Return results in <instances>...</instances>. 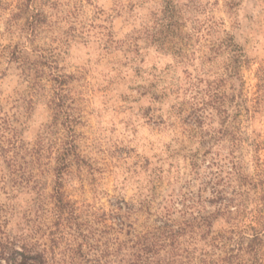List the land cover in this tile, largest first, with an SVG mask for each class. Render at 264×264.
Instances as JSON below:
<instances>
[{
	"label": "rangeland",
	"instance_id": "1",
	"mask_svg": "<svg viewBox=\"0 0 264 264\" xmlns=\"http://www.w3.org/2000/svg\"><path fill=\"white\" fill-rule=\"evenodd\" d=\"M0 238L264 264V0H0Z\"/></svg>",
	"mask_w": 264,
	"mask_h": 264
},
{
	"label": "trees",
	"instance_id": "2",
	"mask_svg": "<svg viewBox=\"0 0 264 264\" xmlns=\"http://www.w3.org/2000/svg\"><path fill=\"white\" fill-rule=\"evenodd\" d=\"M0 264H44V256L29 245L0 238Z\"/></svg>",
	"mask_w": 264,
	"mask_h": 264
}]
</instances>
